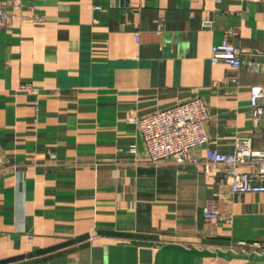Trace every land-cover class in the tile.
<instances>
[{
    "label": "crops",
    "instance_id": "1",
    "mask_svg": "<svg viewBox=\"0 0 264 264\" xmlns=\"http://www.w3.org/2000/svg\"><path fill=\"white\" fill-rule=\"evenodd\" d=\"M18 1L0 27V264H264L230 251L264 241V192L152 162L126 119L200 97L211 145L261 148L249 96L264 89L263 0ZM226 36L240 68L211 63ZM218 193L229 219L203 215Z\"/></svg>",
    "mask_w": 264,
    "mask_h": 264
},
{
    "label": "built area",
    "instance_id": "2",
    "mask_svg": "<svg viewBox=\"0 0 264 264\" xmlns=\"http://www.w3.org/2000/svg\"><path fill=\"white\" fill-rule=\"evenodd\" d=\"M264 2V0H263ZM7 5L20 8L18 0L0 2V27L8 24L13 12ZM236 34L235 30L227 35ZM228 36L211 46V63L224 62L233 68H240V48ZM251 120L255 126L264 118V89L252 87L249 96ZM209 118V107L200 97H193L173 105L161 108L153 113L136 115L129 113L126 119L138 126L146 152L152 162L170 158L178 164H193L204 173L219 171L221 180L230 188V194L245 192H264V145L252 146L247 135L235 137L233 150L224 152L209 143L205 122ZM264 136V126L262 128ZM205 145L202 155L192 150ZM53 156V154H51ZM4 157L0 151V165ZM255 162L253 171H239L236 166L241 163ZM230 194L218 193L216 199H207L203 205V215L212 219H229L218 206L217 199L229 198ZM235 254H264V241H238L230 249Z\"/></svg>",
    "mask_w": 264,
    "mask_h": 264
}]
</instances>
